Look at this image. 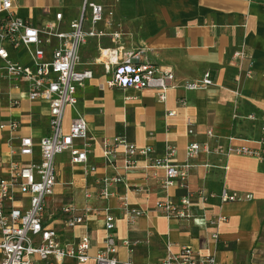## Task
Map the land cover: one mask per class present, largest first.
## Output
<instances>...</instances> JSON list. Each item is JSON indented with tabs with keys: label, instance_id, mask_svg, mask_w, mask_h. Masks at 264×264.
Returning a JSON list of instances; mask_svg holds the SVG:
<instances>
[{
	"label": "crops",
	"instance_id": "obj_1",
	"mask_svg": "<svg viewBox=\"0 0 264 264\" xmlns=\"http://www.w3.org/2000/svg\"><path fill=\"white\" fill-rule=\"evenodd\" d=\"M90 1L114 12L112 25L105 20L100 26L122 32L118 44L123 53L143 51L139 62L172 70L178 84L199 80L206 73L215 84L192 91L170 89L165 101L152 88H122L111 83L113 70L108 71L99 60V41L89 39L80 48L78 69L90 70L93 76L77 90V107L87 122L91 144L88 162L72 163L70 152L57 156V185L47 201V223L70 243L84 231L90 234L91 258L83 264H96L94 257L107 235L108 213L115 218L121 260L156 262L166 256L170 242L173 252L189 246L201 256L215 257L220 264H264V160L226 155L229 146L259 148L264 137V0ZM83 4L84 0H15L14 6L18 17L37 27L55 21L62 13L60 27L68 30L70 23L80 18ZM101 43L114 45L109 37ZM7 48L13 60L34 67L26 47ZM242 51L244 58L236 55ZM51 60L52 50L48 49L44 61ZM26 90L24 82L15 86L4 80L0 84V125L12 120L20 125L14 132L0 129L1 176L8 175L6 166L12 159H22L25 164L40 159L37 145L33 157L19 156L21 137L31 136L38 144L50 133L48 102L28 100ZM11 97L20 98V104L11 106ZM182 99L186 105L181 104ZM171 112L174 114L169 115ZM74 116L68 107L65 130ZM189 118L195 124L193 134L188 133ZM123 135L140 148H153L150 154L139 156L129 170L124 169L123 146L117 147L113 164L107 163L103 154L105 140L113 142ZM193 142L207 144L211 151L202 150L190 159L187 147ZM167 143L177 148L174 162L190 164L187 191L205 189L215 195L207 203L194 200L191 218L167 217L156 208L167 199L178 203L186 193L177 186L164 187L165 169L152 166L153 159L164 154ZM116 176L123 181L109 187L113 195L101 198L104 180ZM223 191L239 199L222 203ZM121 197L130 208L144 212L136 224L127 222ZM70 203L84 213V225H66L63 208ZM218 214L227 220L219 228V238L213 240L209 221ZM124 240L139 243L130 253ZM67 263L79 264L74 259Z\"/></svg>",
	"mask_w": 264,
	"mask_h": 264
},
{
	"label": "built area",
	"instance_id": "obj_2",
	"mask_svg": "<svg viewBox=\"0 0 264 264\" xmlns=\"http://www.w3.org/2000/svg\"><path fill=\"white\" fill-rule=\"evenodd\" d=\"M14 4L15 0H0V84L4 80L14 82L15 86L24 82L27 86V99L33 102H48L51 118L50 133L42 137L38 144L31 136H23L20 139L19 156L33 157L37 145L40 159L29 164H25L22 159H12L6 166L8 175H0V264H64L67 259H74L83 264L91 258L90 234L84 231L77 241L70 243L63 239L58 229L46 221L47 201L54 194L57 185L55 166L57 156L70 152L72 163L88 162L91 144L87 122L77 107V90L85 80L92 78L93 73L90 70L78 69L81 63V46L91 38L97 39L100 46L99 60L108 71L113 70L112 84L122 88H152L161 101L167 99V92L170 89L184 87L192 91L207 88L215 83L210 74L206 73L199 80H188L178 84L172 70H165L150 62H139L143 51L123 53L118 44L122 32H109L100 26L105 20L108 25H112L114 15L112 10H107L103 5L84 0L80 18L73 20L68 30H63L60 27L62 13L56 15L55 21L37 27L30 20L18 17ZM105 37H109L114 45L102 46L101 41ZM7 46L14 49L26 47L32 55L34 67L24 66L13 60ZM48 49L52 50V60L44 61ZM236 55L242 58L246 56L244 51ZM20 102V98H10L11 106H18ZM180 102L186 105L185 99ZM68 107H72L75 116L69 129L65 130L63 120ZM173 114L174 112L169 113ZM19 127V123L14 120L0 125L1 130L8 129L11 132ZM187 127L188 133L193 134L195 124L191 118L187 120ZM208 133L212 134L211 131ZM259 143L260 147L254 149L229 146L226 155L237 153L264 160V137ZM118 146L126 149L125 170L134 168L139 156L148 155L153 151L150 146L140 148L128 141L125 136H117L113 142L104 141L103 154L107 163H114ZM202 150L211 151L207 144L190 143L187 147V156L190 159L195 158ZM176 152V146L167 143L164 154L153 159L152 166L165 169L166 177L162 182L164 187L177 186L186 190V193L180 197L178 203L167 199L158 202L156 208L167 217L191 218L194 200L207 203L215 195L205 189L195 193L187 191L190 164L174 162ZM14 154L16 153L13 152ZM3 161L4 157L0 154V163ZM95 169L94 166L90 168L91 171ZM122 181L121 176L105 179L99 196L103 199L109 198L113 195L109 187ZM121 199L127 222L129 225L136 224L144 212L130 208L125 198ZM220 199L224 203L239 198L236 194L228 195L223 191ZM63 212L67 215L68 227L84 225L85 215L75 204H67ZM226 220L224 215L218 214L209 221L214 228L213 240L219 238V228ZM105 225L107 235L94 257L96 264H136L131 259L121 260L118 257L119 242L112 214L106 215ZM138 243L139 241H123L130 253ZM166 249V256L156 262L145 264H220L215 257L201 256L189 246L181 248L179 252H173L170 242H167Z\"/></svg>",
	"mask_w": 264,
	"mask_h": 264
},
{
	"label": "trees",
	"instance_id": "obj_3",
	"mask_svg": "<svg viewBox=\"0 0 264 264\" xmlns=\"http://www.w3.org/2000/svg\"><path fill=\"white\" fill-rule=\"evenodd\" d=\"M124 136V135H123ZM125 137H126V135H125ZM127 138V137H126ZM127 140H128V138H127ZM128 141H130V140H128Z\"/></svg>",
	"mask_w": 264,
	"mask_h": 264
},
{
	"label": "rangeland",
	"instance_id": "obj_4",
	"mask_svg": "<svg viewBox=\"0 0 264 264\" xmlns=\"http://www.w3.org/2000/svg\"><path fill=\"white\" fill-rule=\"evenodd\" d=\"M67 264H71V263H67Z\"/></svg>",
	"mask_w": 264,
	"mask_h": 264
}]
</instances>
